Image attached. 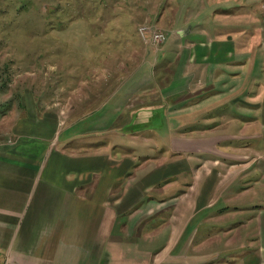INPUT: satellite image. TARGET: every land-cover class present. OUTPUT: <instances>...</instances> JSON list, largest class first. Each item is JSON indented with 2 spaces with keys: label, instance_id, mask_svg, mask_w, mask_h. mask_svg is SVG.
Here are the masks:
<instances>
[{
  "label": "crops",
  "instance_id": "obj_1",
  "mask_svg": "<svg viewBox=\"0 0 264 264\" xmlns=\"http://www.w3.org/2000/svg\"><path fill=\"white\" fill-rule=\"evenodd\" d=\"M263 26L260 18L255 51L262 56ZM225 27L231 26L216 29L221 37L165 45L168 55L178 48L165 96L177 105L195 97L190 106L204 111L189 118L178 113L176 128H209L169 131L158 152H80L61 144L64 122L56 111L42 112L28 101L12 112L0 110V264H216L212 245L234 228L219 230L224 212L217 207L238 200L242 211L253 210L246 222L254 225V240L264 243V88L256 89L264 57L255 74L246 43ZM148 89L147 99L154 100ZM116 92L121 96L122 88ZM8 95H0L3 107ZM112 110L111 122L133 112ZM65 119L73 125V110ZM251 252L241 264H251Z\"/></svg>",
  "mask_w": 264,
  "mask_h": 264
},
{
  "label": "rangeland",
  "instance_id": "obj_2",
  "mask_svg": "<svg viewBox=\"0 0 264 264\" xmlns=\"http://www.w3.org/2000/svg\"><path fill=\"white\" fill-rule=\"evenodd\" d=\"M255 15L264 22V0H0V95L9 94L0 110L12 112L32 102L42 112L56 111L64 122L59 129L61 144L80 152L131 154V148L137 153L158 152L169 131L170 135L173 130L192 133L209 128V123L176 128L178 113L186 111L189 118L204 111H198L202 106H190L195 97L177 105L176 99L165 96L178 54L177 47L166 54L165 45L182 38L221 37L225 33L217 27L229 24L221 29H234L231 36L244 40L243 50L250 52L258 74V58L264 56L255 51L260 39V18L253 19ZM233 23L237 26L232 28ZM259 71L256 89L261 91L264 70ZM120 88L122 95L114 97L112 92ZM152 88L154 100H148L150 92L145 91ZM66 105L72 107L66 111ZM71 109L73 125L68 126L65 117ZM112 109L133 112H121V121L111 122L117 114ZM180 181L185 182L182 177ZM226 203L217 207L224 212L218 228H234L230 234L220 233L212 245L218 253L216 264H241L242 256L251 251L263 255L264 243L254 240L257 236L250 232L254 225L246 222L253 210L242 211L241 200ZM242 222L247 227L244 233ZM252 252L251 264L264 262Z\"/></svg>",
  "mask_w": 264,
  "mask_h": 264
},
{
  "label": "built area",
  "instance_id": "obj_3",
  "mask_svg": "<svg viewBox=\"0 0 264 264\" xmlns=\"http://www.w3.org/2000/svg\"><path fill=\"white\" fill-rule=\"evenodd\" d=\"M159 35H161V34H159ZM162 36V38H163V35H161Z\"/></svg>",
  "mask_w": 264,
  "mask_h": 264
}]
</instances>
